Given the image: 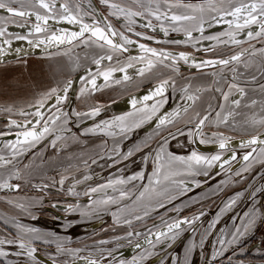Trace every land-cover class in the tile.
I'll list each match as a JSON object with an SVG mask.
<instances>
[{"label":"snow or ice","instance_id":"obj_1","mask_svg":"<svg viewBox=\"0 0 264 264\" xmlns=\"http://www.w3.org/2000/svg\"><path fill=\"white\" fill-rule=\"evenodd\" d=\"M102 3H106L107 7L111 9V14L114 16L123 15L124 19L129 26V30L132 31L131 26L135 25V17H154L157 22H160V30L165 36L172 32H183L185 39L183 41H175L179 44L183 42L186 45H191L197 51H200L198 45L202 40L215 41L212 45L215 48L220 42L221 37H226L224 43H232L234 45H241L244 41L238 39L241 34H244V30L247 29L248 40L251 41L256 38H260L264 41V0H240L238 3H228L226 6L212 7L208 9L209 12L215 13L211 20H205L204 16L197 17L196 15L190 14H169L171 8L174 5H168V11H161V5L155 4L154 6L149 3L145 5L140 3V0H136L137 9H145V11L132 10L130 8L121 7L115 3H108V0H101ZM191 8V6H188ZM43 10L42 12L40 10ZM0 10H3L6 15H0V56L8 54L7 45L9 48L12 46V40L27 41L29 45L34 47L44 46L45 50L52 47L59 48L61 45L66 46H79L83 44L87 47L96 45L101 49L107 51L101 54L99 58L94 60L97 67V71L93 72L91 68L85 69L87 75L80 81L82 87L80 89L81 95L85 93H91L93 90L99 91L100 86L97 85V78L102 77L103 81L107 83L112 79L115 72L124 73L123 79L129 80L131 77L128 75V69L135 68L137 64L143 65L137 69L140 76H144L146 72L151 73L153 69L158 66L165 68H171L174 73H179V62L183 61L185 64L191 63L196 69L202 67H216V66H227L230 62H239L247 49L230 56L227 59H207L201 63H197L195 59L187 52H172L164 49H157L150 47L145 43L139 44L140 56H129L125 61L117 60L118 67L109 66L107 68H101L102 61L111 62L113 55L116 53L127 52L129 49L127 46L134 45L137 41L131 39L124 33H117L110 23H106L105 27L100 26V21L95 20L93 17V23L85 22V16L87 13L83 12L79 4H70L65 0L62 4H57L56 0H32L28 7H25L21 0H0ZM193 12L204 13L205 9L202 7L192 8ZM34 17V23L31 24L30 30L27 35L20 33H12L8 30L9 24H15L18 27L26 26L27 19ZM15 18H24L23 21H18ZM53 20L56 23H67L79 26L78 31L68 32L64 29L59 31H53L49 26V21ZM223 21L228 25V30L221 32L218 35L205 36V23L209 26L213 22ZM167 22L168 26L165 27L164 23ZM253 26L258 28V31L253 30ZM141 27L151 28L152 31H156V26L153 25L152 19H148L146 25ZM194 32H198L199 36L193 35ZM133 34L137 37H141L143 40H153L154 37L146 35L144 32L134 31ZM119 36V39H116ZM156 43H170L169 41L157 40ZM19 51V49H18ZM72 51V48H67L63 55H68ZM261 53H264V48L260 49ZM253 54H255L253 52ZM79 68V64L73 65V71ZM235 80V77H233ZM87 82V83H85ZM119 83V80L116 81ZM72 79H66L62 84H58L56 87H52L46 93L41 94L35 101L34 107L37 111L25 112L20 110L17 114L20 116H34L40 120H44L43 109L46 107L50 99H54L53 106L61 105L63 101L68 99V92L72 87ZM91 85V88H88ZM173 88L175 90V84L171 82V78H163L159 80V83L155 86L154 90L150 95L143 97L144 101L153 100L151 105H142L136 109V115L134 119H129L126 116H116L111 120H103L96 123L95 127L85 129V135L91 134H103L108 137L115 138L117 136H127L135 129L141 127L144 123L152 121L154 118L158 121L155 125L157 136H162L165 132L167 135L160 140L155 147L148 141H144L140 144L129 148L126 152H123L117 141L113 147V153L107 156V159L113 161L114 164L128 161L136 153H143L140 157L142 169L138 172H134L132 175L126 178L121 176L116 179H109L107 183H101L95 187L86 188L82 195L90 198V202L86 205L79 203H71L65 205V210L68 213H78L81 218H90L93 215H100L109 213L112 215L114 223L128 225L129 227L133 224V218L136 221H144L152 212H158L159 209H166L165 214L160 216L161 224L155 226V231L152 228L148 229V234L154 237V240L150 238L148 234L141 233L134 230H129L124 236H117L115 240H100V245H108L116 243L122 240H127L129 243L132 242L133 237L145 236V243L154 248L158 244H164L171 247L172 242L176 241L183 231L186 229H192L195 235L196 229L193 227L197 221L206 215L201 211L198 215L189 217H177L176 219L168 220L165 219L167 211L179 213L182 211V205H175L173 202L180 196L186 195L191 191L190 185H194L199 188L202 186L201 181L197 177L204 176L208 177L214 168H218L221 173L228 172L230 175L227 179L222 180L220 183L227 185L232 181V163L237 161V153L234 149L230 148L229 141L232 139L229 136H225L222 132H213L210 136H206L203 129L205 123L209 122L219 127L221 124L229 123V116L232 115L229 112L227 115H221L224 111V107L221 106L220 111L215 113V117L212 121H209V115H203L202 117L197 114L194 125L192 128H188L187 132L185 129H177V132H172L171 128L176 125V118L181 115V111L184 113L188 112L190 105L184 106L182 109H177L171 113L160 114V110L166 101V90L167 88ZM264 87V85H262ZM232 89H236L239 93V99L231 101L236 107L240 106L241 100L245 96V89L239 87L236 83H232L229 87L228 92L222 93L223 100L225 103L229 102V96L232 93ZM217 91H221L217 89ZM183 94L188 101L195 104L198 97L188 93V89H183ZM159 98V99H156ZM134 108L138 101L133 99L131 101ZM256 101H252L255 104ZM4 111L11 113L12 108H5ZM51 109H49L50 111ZM100 108L93 106L91 109L86 111H73L71 115L76 117L75 121H72L69 113L64 112L62 108H57L56 114L49 116L47 121L42 125H34L31 120H25L23 123L17 120H10L8 124V132L3 135H9L13 129H20L15 132L17 139L6 147L11 149L12 156L22 155L26 151L30 150L36 144L40 143L46 138V135H50L53 132L56 133L54 139L51 141V146L56 147L57 141L73 138L72 129L69 124L75 123L76 127L80 126L82 119H95L100 115ZM132 116V113L128 114ZM59 122V123H58ZM187 123L193 124L192 120ZM250 124L255 127L259 125L261 129H264V117L260 119L253 118ZM65 133L68 137H65ZM187 135L189 140L188 144H195L196 138L199 137L200 144H217L221 151L216 152L213 155H206L199 152L196 149H188L187 155H176L168 150L169 138L177 140V144L181 147L185 145L181 144L178 139V135ZM240 146L242 148H248L250 151L246 152L242 156L243 164L234 175L241 176L243 173L249 172L253 165L257 162L264 164V131H257L251 134V137L247 140L241 141ZM147 149V151H145ZM227 150L230 155L225 157V151ZM255 154V155H254ZM104 158V157H101ZM4 157L0 156V161H3ZM93 163L96 161L93 160ZM135 162V161H133ZM151 162L152 169L150 174L146 176L148 164ZM11 163V161H8ZM226 165L228 167H226ZM23 177L19 170H16L3 178H0V190L16 191L18 192L21 188V184L12 183L13 180H21ZM187 178V179H186ZM67 177H62L58 182L60 190L63 191V185ZM89 175L83 177L84 181L90 180ZM147 180V183H143ZM141 182V189L138 194H135L132 190L126 186L133 184V182ZM83 181L77 180L70 185L67 189V195L79 198L81 193L76 191L77 184ZM39 191H44L49 187L48 184L34 185ZM219 187V186H217ZM111 189L113 195H109L107 190ZM264 189H257L255 191H261ZM103 193L101 198H97L95 194ZM243 193H238L236 197L230 199L224 208L221 209V214L227 212L236 204L237 200L242 197ZM254 199V192H253ZM125 200H132V206L124 205L121 203ZM12 203V201H8ZM43 201L35 200L24 203H18L16 206L25 212L32 218L37 219L38 217L30 209L37 206H42ZM173 205L170 209L168 205ZM56 207L55 204L52 205ZM111 206H116V211H112ZM129 213L132 214L133 218H129ZM123 217V221H121ZM220 215L208 225V228L201 238L199 245L193 238L188 247L185 249L184 259L180 261L178 258L174 260V264H191L190 257L195 252L196 248L199 247L201 255L203 257V245L208 235H211L212 231L215 230V226L220 221ZM257 220L264 221V214H261L255 207L250 209L244 214V219L241 220L240 226L235 227L231 233L226 230H221L220 235L217 237V243L219 249H213L210 258L202 260V264H223V257L225 253L232 248L234 251L236 248L240 249L241 254L244 252V248L241 247L242 240L248 235V233L254 229ZM13 226L17 229L16 235L13 239L0 240V257H8L9 252L2 250L4 245L14 247L17 249L12 252L11 255L20 257L26 256L24 261L13 262L7 261V264H40L37 259V243L51 244L55 243L57 253L63 254L68 253L72 256H76L82 249H72L67 247L71 243L70 240H62L54 232H43L40 228L26 226L18 221H13ZM121 245L117 243L116 248L112 249H100V258H83L85 264H104L107 260L108 264H117L114 253L118 250ZM136 247H141L138 243ZM153 252L145 248L144 251L139 255L133 257L131 261L119 260L118 264H144ZM53 264H57L55 257H51ZM228 264H244L243 261L233 262L231 258L228 260Z\"/></svg>","mask_w":264,"mask_h":264},{"label":"rangeland","instance_id":"obj_2","mask_svg":"<svg viewBox=\"0 0 264 264\" xmlns=\"http://www.w3.org/2000/svg\"><path fill=\"white\" fill-rule=\"evenodd\" d=\"M97 1L99 2V6H101V8L104 9L105 13L107 12L108 14H105V17L103 15L101 16V19L99 20L103 22L101 27H105L106 23H110L113 29L118 34L124 33L125 35L130 37L136 27L131 26L132 31H130L129 26L127 25V22L124 19L123 15H112V10L107 7L106 3H102L101 0ZM31 2L32 0H21V3H23L25 7H28ZM64 2L65 0H56V3L58 5ZM67 2L73 5L79 4L81 6L83 12L87 13V15L85 16V22L93 23V17L95 18V20H98V11L93 7L97 4L93 3L91 0H67ZM230 2L238 3L240 2V0H210L203 2H182L177 0H140V3H143L145 5H148L149 3H151L153 6L157 3L160 4L161 11H168V5H174V7L171 8L170 12L174 14L196 15L197 17L203 15L206 21L211 20L212 16L215 15V13L209 12L208 9L212 7L226 6ZM108 3H115L120 5L121 7L130 8L132 10L135 9L145 11V9H137L136 0H108ZM188 6H191V8ZM198 7L204 8L205 12L194 13L192 11V8ZM40 11L42 12L43 10L41 9ZM0 15L6 14L3 10H0ZM137 18L138 22L137 24H135L137 27L141 28V31H147L149 29L147 27H141V25L147 24L148 19H152L153 25L160 26V23H158L154 17L138 16ZM15 19H17L18 21L24 20V18ZM34 22V17L31 19H27L26 26L30 28L31 24ZM63 24L67 23H56L53 20L49 21V26L53 31H56L54 29V25ZM164 26L167 27L168 23L165 22ZM23 27L20 28L15 24H9L8 30L12 33L26 34L23 30ZM227 30L228 25L225 24L223 21L213 22L211 26H209L208 23H205L204 35H218L219 33L225 32ZM253 30L258 31V28L256 26H253ZM247 31L248 30L245 29L244 34H241L238 37V39L244 41V43L241 45H234L230 42L226 44L224 43V40H226L227 38L221 37V42L215 48L212 47V45L216 43L215 41L202 40V44L200 43L198 45L200 51H197L195 48L191 47V45H186L181 42L184 45V50L181 51L189 53L197 63H201L202 61L207 59H223L224 57H229L234 54V49L232 50L233 46L237 48L242 47L243 49L253 46L252 40L249 41L246 35ZM177 33L184 34L183 32ZM193 35L198 37L199 33L194 32ZM116 39H119V36H117ZM1 41L2 40H0V43H2ZM12 41L18 40L13 39ZM142 43H145L148 46L151 45L147 42ZM131 47L138 48L139 46ZM67 48H72V51L69 52L68 55H63ZM106 51L107 46L105 47V49H101L96 45H93L92 47H87L83 44H80L79 46L75 47L66 46L60 49L52 50L51 52L45 54H40L43 56L23 58L21 60L10 62L9 64L4 65L2 67L0 66V95L7 94V92L16 93L19 88L23 87L26 92V96L23 99H18L15 97H13L12 99H0V156L4 157V160L0 161V178H3L4 176L16 170H19L21 176L23 177L19 181H12V183L21 184L20 190L18 192L0 190V200L1 198L8 197V199L16 201L17 203H24L28 201L42 199L43 204L41 207L37 206L30 209L38 217L37 219H32L25 211H23L25 212L23 215L17 213H15V215L21 216L20 219L22 221L23 219H30V222L26 221L25 224H30L32 225V227L40 228L43 232H51L49 229L52 228H55L58 232H63L61 228H69L67 232H70L69 235L72 234V237L74 238L80 236L82 232L87 236L89 234L91 235V237L89 238V242L91 244H89V246L85 249V252H80L75 257L68 253H59L60 258L58 260H60L61 262H65L64 260H68L73 263L80 260H84L83 258L86 257L99 259L100 249L116 248L117 243L119 244V242L108 245L99 244L98 241L104 239H102V237L100 239L97 238V233L99 232H95L93 234L94 231L100 229V227H94L98 224L99 221H102L104 224L107 223L109 225L106 229L113 228V231L111 233L113 237L107 238L106 240L114 241L115 237H117L118 234H123L124 230H134L145 234L148 233L149 228L155 230V226L161 224L160 216L165 214L166 212V209H159L158 212H152L148 217L145 218L144 221L133 220V224L129 227L128 225L123 224L122 222L120 224L114 223L113 217L110 212L100 215H93L90 218H81L78 213H68L65 210V205L67 204L79 203L83 206L90 202L87 201L88 199H90L89 197L82 195L83 191L86 188L95 187L101 183H107L109 179H116L121 176L126 178L127 176L132 175L134 172H138L142 169L143 165L141 164L140 157L141 155H143V153H136L128 161L116 164H114L113 161L107 159V156L110 153L114 155L113 147L114 145H116L117 141H119L118 146L120 147V149L123 152H126L129 148H132L135 145L140 144L144 141H148L153 145V147H155V145L160 140H162L164 136L167 135V132H165L162 136H157V132L159 130L156 128L151 130L150 132H143L142 126L145 123L141 127L132 131L131 133H128L127 136L123 137L117 136L115 138H112L103 134L91 133L85 135V129L93 128L95 127L96 123L101 122L103 120H111L113 117L119 116L113 115L112 111L110 110L111 104H113V102H115L116 100L125 98L134 92H138L141 89L146 88L148 85H154L156 83H159L160 79L170 77L171 82L175 84V90L171 88L170 96L166 98L167 102L164 104V106L170 105L175 100L176 95L179 93L180 97L178 100V104L174 107V111L177 109H182L186 105H190V109L187 113L181 111V115L176 118V125L175 127L171 128L172 132H177L178 128L185 129V132H187L188 128L193 127L197 114H199L201 117L203 115H209V121H212L213 115L217 111H220L221 106L224 107L222 116L225 113H232V115L228 118L229 123L226 125L221 124V127H219V129H215V124L206 122L205 127L203 129L206 136H210L213 132H222L225 136H229L233 139L235 137H251V134L253 132L264 131V129H261L259 125L253 127L250 124V121L253 118L260 119L264 117V87H262V85H264V76L259 73H250V71L248 73H238L236 71V67L242 65L241 62L246 60L248 56L244 57L239 62H234L231 65L232 68L230 70H227L226 68L220 69L221 67L216 66L207 67L206 69L203 68L198 71L181 70V68H179V73H174L171 68L159 66L160 68L153 69L151 73H146V75L152 74L153 76L147 77L146 80H144L143 82L139 81L136 75L138 74L137 69L139 67H142L143 65L137 64L135 68L128 69L130 71L128 72V75L131 77V79L129 80H124V73L121 72H115L112 79L109 80L107 83L103 81L102 77L97 78V85L100 86L99 91L93 90L91 93H85L84 95H81L80 89L82 85L80 83V80L77 91L75 90V88L72 89L71 87L68 92V99L66 101H63L61 105L52 106L54 104V100H49L46 107L42 110L44 120H40L34 116H20L17 114L20 110H24L26 113L36 112L37 108L33 105L41 94L46 93L52 87H56L58 84H62L66 79L70 78L74 82L75 78L78 77L76 75V77L74 78V75L79 72L83 67L90 65L88 66V68H93V70H97V67L95 63H93V61L96 58H99V56L101 54H104ZM234 51H236V48ZM128 53L129 51L123 53H116L113 55V60L111 62H108L106 60L102 61L100 67L107 68L109 66V63H111V66L113 67H118L119 65L117 64V60L125 61L126 58L129 56L141 55L135 54L138 52L132 54ZM251 54L252 53H250V56ZM256 54L261 56L262 53ZM76 63L79 64V68L73 71V65ZM179 63H182L187 67H193L191 63L185 64L183 61H180ZM41 68L44 69L45 76H43L42 74L38 75L41 71ZM34 75L36 76L34 77ZM85 75H87V73H85ZM233 77H235V80L233 79ZM117 80H119V83L116 82ZM220 80L230 81V84L236 83L239 87H243L245 89V96L241 100L239 107H236L234 104L231 103V101L239 99V93L236 89H232V93L229 96L228 103H225L221 100L222 93L228 92L229 84H227L228 87H225L224 89H222L221 86L220 88H217L216 86L218 83H220ZM5 86H8V88H4ZM88 88H91V85H88ZM184 88L188 89L189 94L198 97V99L195 101V104H192V102L188 101L187 98L184 96ZM198 88L201 89L202 94L196 93V90ZM217 89H220L221 91H217ZM259 90H261V92ZM214 99H216L215 105H213L212 103ZM252 101H256V103L252 104ZM93 106L100 108V115L97 116L95 119H82L79 127H76L75 123L69 124V127H71L72 129L73 138H68L66 142L62 140L57 141V143L60 142V146H58L57 144L54 148L51 145H48L47 147H45V149H40V145L43 142H50L52 139H54L56 133L53 132L52 134L47 135L46 138L40 143L36 144L34 146L35 148L32 147L30 150L26 151L22 155H17L16 157H13L11 149L6 147L7 144L13 143L17 139L13 136H16L15 132L20 130L13 129L11 134L3 135V133L8 132V124L10 120H17L21 123H23L25 120H31L33 121V124L29 125V127H32L34 125H42L44 121H47L49 116L56 114L57 108H62L64 112L69 113L72 121H75L76 117L71 115L73 111H86L91 109ZM5 108H12L13 111L9 113L3 110ZM49 109L51 110L49 111ZM193 110H196V114L192 116L193 119H190L193 121V124L187 123V121L189 120L183 123L182 119L186 118L187 115L191 114L190 111ZM133 111L134 110H132L131 112ZM88 121L94 122L87 126H83L84 123ZM65 135L68 136L67 133H65ZM9 137L13 138L11 139ZM178 139L181 144L185 145L184 147L179 146L177 144V140L171 138H169L170 142L168 145V150L176 155H187L188 149H196L195 145L200 144L199 137L196 138L195 144H188L187 141L189 140V138L186 134L178 135ZM249 150L250 149L248 148H241L237 151L240 152L239 156H241L243 153ZM145 151H147V149H145ZM204 154L213 155L211 153ZM93 160H95L96 162L93 163ZM8 161H11V163H8ZM151 169L152 164L151 162H149L148 169L146 171V176L150 174ZM239 169L232 171V181L227 185H223L220 182L222 180L227 179L230 174L228 172L221 173L220 171L214 173L213 169L208 177H197V179L201 181V187L197 188L194 185H190L192 190L189 191L186 195L180 196L177 200L173 202V204L175 205H182V210L189 211L192 209V214H190V218L194 215H198L201 211L205 213V211L210 210L215 213L214 217L213 215L211 218L207 216L208 219L204 223L205 227H203V231L195 233V235L192 234V229H186L185 231H183L185 233V236L183 237V240H180L177 243L178 249L176 250L179 251V254L175 255V257H171L173 263L174 260L177 258L180 261L184 259L183 255L185 254V249L189 245L188 244L186 245V247H184L186 242L190 243V241L194 238L197 245H199L201 238L204 236L208 228V225L216 218L217 215H220L221 218L219 223H217L215 226V231H212L211 235L208 236L209 241L211 243L213 242V244H215L214 248L218 250L219 245L217 243V237L220 235L221 230H223L225 222L230 217V213H233V215H235L236 217V212L238 211V213H242V209H246V206L249 202L253 205L248 206L249 209L246 211L248 212L251 209V206H254V203L259 198L260 192H264L263 190L257 191V194L254 197V202L252 201L251 196H247V193L250 192L249 190L255 189L254 187L256 186L257 188L255 190L264 189V182L262 183L260 181L261 178L252 179V177L255 175L253 173L256 169H261L259 170V172L264 171V164L257 162L253 165L249 172L243 173L241 176H235L234 173ZM85 175H89L91 179L84 181L83 177ZM62 177H67L63 185V191L60 190V185L58 183H53V181L58 182ZM77 180L83 181L82 183L77 184L76 186V191L81 193V196L79 198L66 194L67 189L70 187V185ZM143 183L146 184L147 180H145ZM43 184L49 185V187L46 188L44 191H39L36 187H34V185ZM126 187L132 190V192L134 193L133 199H135V194H138V192L142 190L141 182L139 181L133 182V184L127 185ZM255 190L253 192H255ZM107 193L109 195L114 194L112 193L111 189H108ZM238 193H243L244 195L237 200L236 204L233 205L231 209L221 214V209L224 208V206L230 199L236 197ZM103 195V193L95 194L97 198H101ZM48 198L51 202H53V204H56L57 212H61L60 214H63L66 217L65 219L67 222L60 223L59 221H56V219H46L49 218V216L47 213L44 212V208L50 206V202L47 201ZM209 203L211 204L209 206H206ZM124 205H128L131 207L132 200L123 201L121 203V206ZM172 206L173 205L170 204L168 205V208L170 209ZM111 208L112 211L117 210L116 206H111ZM174 213L176 212L167 211L165 219L172 220L179 217ZM45 215L47 216L46 218H44ZM128 215L129 218H132L131 213H129ZM202 218L206 219V216H203ZM205 219L203 220V222L205 221ZM235 220L236 219L234 218L233 225L236 226L237 223L235 224ZM15 221H18V219ZM121 221H123V217H121ZM33 222H36L37 225L34 226ZM262 224H264V221L260 220L256 228L248 235L249 238L252 236H257L258 238L261 237L257 233H259V231L261 230L260 228ZM11 228H13L11 230L17 231L15 227ZM225 230L228 232V229L226 227ZM232 230H230V233ZM101 233L105 232L101 231L99 234ZM75 234H77V236H74ZM141 236H139L138 238L133 237L132 241L138 240ZM122 241L125 242L127 240ZM205 244L206 241L204 245ZM155 247L152 248L149 245L145 248H148L152 251V249H155ZM144 249L138 251L137 253H135V255L137 254L136 256H139L144 251ZM157 249L159 250L160 248ZM199 249L200 248L197 247L195 251L198 250L197 256H199L198 258H201L202 255ZM181 252L183 253V255L181 254ZM91 255L95 257H91ZM154 255L155 252H153V255H151L148 260L144 261V264L147 261V264H154V261H156L157 258L150 260V258H152ZM126 259L127 258L119 257V260L126 261ZM119 260H117L116 262H118ZM104 263H108L107 260H105Z\"/></svg>","mask_w":264,"mask_h":264},{"label":"flooded vegetation","instance_id":"obj_3","mask_svg":"<svg viewBox=\"0 0 264 264\" xmlns=\"http://www.w3.org/2000/svg\"><path fill=\"white\" fill-rule=\"evenodd\" d=\"M91 1L93 3H95V4H97V5H94L93 7L98 11V17H99V18L97 17L98 20L101 19L102 15L105 17V14H107V12L105 13L104 9H102L101 6H99V2L97 0H91ZM136 7H137V5H136ZM102 24H103V22L100 21V26ZM135 31L144 32L146 35H150V36L154 37V39L153 40H143L141 37L135 36L133 34V32H132V34L130 35V38L135 40V41H137V43L134 44V45H130V47L127 46L128 49H129V53L128 54H132V53H135V52H138V53H135V54H142L140 52L139 47L138 48L131 47V46H139V44L142 43V42H147V43L151 44L150 47H155L157 49H164L166 51L177 52V50L175 48H178V46H176V44L172 43L171 40H180V41L184 40L183 38H181V36H184V34L169 33L167 36H165L163 32L157 31V28H156V31L148 32V30L147 31H141V28L137 27L135 29ZM157 40H160V41H165L166 40V41H169L170 43H160V44H158V43H156ZM84 69H86V68H84ZM84 69H82L79 72H77L74 75V78L76 77V75L78 76L80 74V72H82ZM152 85L153 84L148 85L146 88H148V87H150ZM73 88L74 87L72 86V89ZM75 90H76V88H75ZM179 97H180V95H179ZM44 123H45V121H44ZM82 136H84V135H82ZM65 137H68V136L65 135ZM67 139L68 138L63 139L62 141L66 142ZM51 141L50 142H47V141L43 142L40 145V149L41 150L45 149V147H47L48 145H51ZM57 144H58V146H60V142H58ZM259 170H261V169H256L254 171L253 174H255V175L252 177V179L261 178L260 181L263 183L264 182V171L259 172ZM250 174H252V173H250ZM254 188L256 189L257 186L254 187ZM255 189L249 190L250 192L247 193V196H251L253 202H254L253 191ZM256 192L257 191L254 192V197L257 194ZM67 198H69V197H67ZM8 201H12V203H8ZM47 201L50 202V206L45 207L44 208L45 209L44 212L48 214L49 218H46L47 217L46 215L44 216V218L50 220V219H53V218L57 217L56 214L58 212L56 210V207L52 206L53 202H51L49 198L47 199ZM49 202H47V203H49ZM17 204L18 203L16 201L10 200V199H8V197L1 198V200H0V213L4 214V215H1V218H0V240L13 239L15 237V235H16L15 233L17 231L11 230V229H13L11 227H14L12 225L13 221L18 219L19 223H21L23 225H26L25 224L26 221L30 220V219H23V221H22L20 219L21 216H16L15 215V213L22 214V215L25 213V212H23L24 210H22V209H20V208H18L16 206ZM210 204L211 203L207 204L206 206H209ZM249 205H253V204L248 202V205L246 206V209H242V213H238V211L236 212V217H235V215H233V213L232 214L230 213V217L225 222V226L223 227V230H225V227H226L228 229V233H230V230L234 229L235 227L240 226V222H241V220L244 219V213L249 209V207H248ZM38 207H41V206H38ZM253 207H255V209H257L261 214H264V192H260L259 198L254 203V206H251V209ZM191 210H189V211L182 210L181 212L174 213V214L178 215L180 218H182V217H189L190 218V214H192ZM186 212H190V213H186ZM205 213H206V215H204V217L206 216V219L205 218H201V220L197 221L196 225H194V228L196 229L195 233L203 231V229H204L203 227H205L204 223L208 219L207 216H209V218H211L212 215L214 217V214H215V213H213V211H210V210L205 211ZM61 215H63V214H61ZM2 217L5 218L6 221H3ZM234 218L236 219L235 220V224L237 223L236 226L233 225V219ZM11 219H15V220H11ZM204 219H205V221L203 222ZM259 221L260 220H257V223H256L254 229L259 224ZM33 225L36 226L37 223L33 222ZM26 226H31L32 227V225H30V224L26 225ZM260 229L261 230L257 234L260 235L261 237L258 238L257 236H255V237L252 236V237L249 238L248 235L250 234V232L253 231V230H251L248 233V235L242 240L241 247L244 248V252L242 254H241L239 248H236L235 251L232 248H229V250L225 253L224 257L222 258L223 259V264H228L229 258H231L233 262L243 261L244 264H264V224L261 225ZM153 231H155V230H153ZM216 231H217V228H216ZM146 234H148V233H146ZM192 234H193V231H192ZM184 236H185V233L183 232L182 235H180V237L176 241L172 242V246L171 247H167L166 246L167 242H165L164 244H158L155 247V249H152V251L155 252V255L152 258H150V260L154 259V258H157V260L154 261L155 262L154 264H174L173 260H171L172 259L171 257H175V255L179 254L178 253L179 251L176 250V249H178L177 243L180 240H183ZM208 236H207V238L205 240L206 244L203 246V257L198 258L199 257V256H197L198 250L195 251L191 255V264H202V260L210 258L215 244H213V242L211 243L209 241ZM143 238H144V235L141 236L138 240L132 241L131 243H129L128 241H125V242L124 241H119V244H121V246L114 253L116 261L119 260V257L124 258V257H122V254L119 253L120 250H122L124 248H127L128 246L132 245L135 242H138L139 240H141ZM188 244L189 243L186 242L184 247H186V245H188ZM35 246L37 247V259L40 261V264H53V260H52L51 257H55V259L57 261V264H70V263H72L71 261H68V260H64L65 262H61L60 260H58L60 258V255H59V253H57L56 246L53 245V244L37 243ZM157 248H160V249L158 250ZM2 250L6 251V252H9L10 255L8 257H0V264H7V261L20 262V261H24L26 259V256L16 257V256L11 255V253L16 251L17 249H15L13 247H10L8 245H4ZM181 254L183 255L182 252H181ZM136 255L134 254L132 257L127 258L126 262L127 261H131L133 259V257H135ZM40 256L44 257L47 262L46 261H42L40 259ZM91 257H95V256L91 255ZM183 258H184V255H183ZM147 263H148V261L145 262V264H147ZM104 264H108V263H104ZM117 264H118V262H117Z\"/></svg>","mask_w":264,"mask_h":264},{"label":"water","instance_id":"obj_4","mask_svg":"<svg viewBox=\"0 0 264 264\" xmlns=\"http://www.w3.org/2000/svg\"><path fill=\"white\" fill-rule=\"evenodd\" d=\"M177 1H182V2H203V1H210V0H177ZM54 29L56 31H59L60 29H64V30H66L68 32H73V31H78L79 30V26L78 25H74V24H71V25H68V24L54 25ZM23 30L27 34L28 31L30 30V28L25 26V27H23ZM26 34H23V35H26ZM181 38L185 39V36H181ZM4 47L7 48L8 54L5 55V56H0V64H4V63L10 62V61H14V60H17L18 58H24V57H28V56H37V55H40V54H45V53L51 52L52 50H56V49H60V48L66 47V45H61L59 48L52 47L50 49L45 50L43 45H41L40 47H34L32 45H29L27 43V41L18 40V41H12V46L10 48L7 45H4ZM18 49H19V51H18ZM179 66L184 68V69L194 70V69H191V68L185 66L182 63H179ZM203 68L204 67H202V69ZM91 69H92V71L96 70V69L93 70V68H91ZM85 73H86V71L84 69L82 72H80L78 77L75 78V80L73 82V87L74 88L78 87L79 81L82 79V77L85 75ZM157 84L152 85V86H150L148 88L142 89V90H140V91H138L136 93H133V94H131V95L125 97V98H122V99L116 101L115 103L111 104L110 110L112 111V114L113 115H121V114H125V113H128V112H131L132 110L138 109L142 105L152 104L154 102L153 100L144 101L143 97L145 95H150ZM170 93H171V87L167 88V90H166V98L168 96H170ZM179 95L180 94H178L176 96L175 100L170 105L165 106L160 111V114H167V113L173 112L174 107L178 104ZM133 99H136L138 101V103L136 105V108H134L132 103H131V101ZM156 99H159V98H156ZM93 122L94 121H92V122L88 121V122L84 123L83 126H87V125H89V124H91ZM157 122L158 121L154 118L152 121H150L148 124H146L142 128V131L143 132H150L151 130L156 128L155 125H156ZM13 137L17 138L16 136H13ZM13 137H9V138L12 139ZM249 138L250 137H241V138L235 137V138H233L232 140L229 141L230 148L234 149L236 151V153H237V161H233V163H232V171H234L236 169H239L242 166V164H243L242 156H243V154H245L248 151H246L241 156H239L240 152L237 151V150L242 148L240 146V142L244 141V140H247ZM195 146H196L197 150H199L200 152H203V153H212V152L221 151L219 149L218 145L214 144V143H212V144H197ZM224 151H226L225 157L227 158V156L230 155V153H228L227 150H224ZM226 167H228V166L226 165ZM213 172L217 173V172H219V169L218 168H214ZM87 201H90V199H88ZM56 215L60 219H65L66 218L64 215H61L60 213H57ZM103 224L104 223L102 221H99L98 224L96 226H94V227H98L99 228V227H102ZM148 235L150 236V234H148ZM150 238H152L154 240V237L150 236ZM144 241H145V236H144L143 239L139 240L138 242H135L132 245L128 246L127 248H124V249L120 250L119 253L122 254V257H124V258H130L135 253H137L138 251H140V250L144 249L145 247L149 246ZM138 243L141 245V247H136V245ZM40 259L42 261H46V259L44 257H42V256H40ZM70 264H85V260H80V261L73 262V263H70Z\"/></svg>","mask_w":264,"mask_h":264},{"label":"crops","instance_id":"obj_5","mask_svg":"<svg viewBox=\"0 0 264 264\" xmlns=\"http://www.w3.org/2000/svg\"><path fill=\"white\" fill-rule=\"evenodd\" d=\"M135 10V9H134ZM195 13V12H194ZM170 14H174V13H172V12H170ZM135 20H136V24H137V22H138V18L137 17H135L134 18ZM158 23H160V22H158ZM158 23H156V24H158ZM136 24L135 25H132V26H134V27H136L137 28V26H136ZM165 24V23H164ZM156 26V28H157V31H159V32H162L161 30H160V26L159 25H155ZM135 28V29H136ZM135 31V30H134ZM133 31V32H134ZM148 32H153L152 31V29L151 28H149L148 29ZM169 33H177V32H172V31H170ZM181 34V33H180ZM175 41H180V40H172L171 42L172 43H174V44H176V46H178V48H175L176 50H177V52H180L181 50H184V45L182 44V43H179V44H177V43H175ZM201 44H202V42H200ZM206 44H209V43H206ZM252 44H253V46H251V47H248V48H245V49H247L248 51L247 52H245L244 53V55L242 56V59L244 58V57H246V56H248V58L246 59V60H244L243 62H241L242 63V65H240V66H237L236 67V71L238 72V73H248L249 71H250V73H259V74H261L262 76H264V53H262L261 54V56L260 55H257L256 53H261L260 52V49H262V48H264V41H262L260 38H256V39H253L252 40ZM230 48V47H229ZM232 48V47H231ZM235 48H236V51H234L235 50ZM234 49V50H233ZM232 50H233V52H234V54L233 55H235V54H237V53H239V52H241L242 50H244L242 47H239V48H237V47H235V46H233V48H232ZM253 52L255 53V54H253ZM250 53H252L251 54V56H250ZM47 55V54H46ZM37 56H43V55H37ZM232 56V55H231ZM250 56V57H249ZM28 57H34V56H28ZM28 57H24V58H28ZM230 57V56H229ZM229 57H224L223 59H227V58H229ZM21 59H23V58H18L17 60H21ZM241 59V60H242ZM17 60H14V61H17ZM14 61H10V62H14ZM10 62H7V63H4V64H0V66L2 67V66H4V65H7V64H9ZM235 61H233V62H230V64L229 65H227V66H218V67H221L220 69H222V68H226L227 70H230L231 68H232V64L234 63ZM93 63H94V61H93ZM92 63V64H93ZM88 66H90V65H88ZM88 66H85V67H83L82 69H84V68H87ZM186 66V65H185ZM229 66H231V67H229ZM157 68H159V66L157 67ZM156 68V69H157ZM179 68H181V70H188V69H184V68H182V67H180L179 66ZM189 68H191V69H194V70H190V71H195V70H200V69H196L195 67H189ZM207 67H204V69H206ZM81 69V70H82ZM202 69V68H201ZM217 70V69H216ZM95 71H97V70H95ZM95 71H93V72H95ZM205 71H207V70H205ZM128 72H130L129 70H128ZM146 73H148V72H146ZM146 73H145V75L142 77V76H140L139 74H136L137 75V77H138V80H142V79H144V78H147V77H151V76H153L152 74H147L146 75ZM231 75V74H230ZM36 75H34V77H35ZM84 76H86V75H84ZM84 76L82 77V79L84 78ZM136 77V78H137ZM81 79V80H82ZM220 83H218L217 84V88H220V86H221V88L222 89H224L225 87H228L227 86V84H229V87H230V81H227V80H225V81H223V80H220L219 81ZM157 84V83H156ZM155 85V84H154ZM238 85V84H237ZM78 86H79V84H78ZM4 88H8V86H5ZM260 88V87H259ZM77 89H78V87L76 88V91H77ZM210 89V88H209ZM142 90V89H141ZM260 92H261V90H259ZM134 93H136V92H134ZM196 93H198V94H202L201 93V89L200 88H198L197 90H196ZM133 94V93H132ZM131 95V94H130ZM129 96V95H128ZM122 99V98H121ZM213 99V98H212ZM52 100H54V99H52ZM120 100V99H119ZM221 100L224 102V100H223V96L221 97ZM116 101H118V100H116ZM115 101V102H116ZM49 102V101H48ZM115 102H113V103H115ZM213 103V105H215V103H216V99H214V101L212 102ZM52 105V104H51ZM53 106V105H52ZM190 109V107L188 108V110ZM174 111V110H173ZM242 111H245V110H242ZM190 113L191 114H189V115H187L186 116V118H184V119H182V122L184 123V122H186L187 120H190V119H193L192 118V116L194 115V114H196V110H193V111H190ZM221 115H222V113H221ZM224 115H227V113H225ZM214 117H215V114L213 115V119H214ZM188 122V121H187ZM219 127H221V126H219ZM219 127H217V126H215V129H219ZM26 190H28V189H26ZM1 215H4V214H2V213H0V218H1ZM131 217L133 218V216H132V214H131ZM2 219H3V221H6L5 220V218H3L2 217ZM53 219H56V221H59L60 223L61 222H67L66 221V219H60L59 217L58 218H53ZM133 220H134V218H133ZM12 225H13V222H12ZM109 225L107 224V223H105L102 227H100V229L99 230H97V231H94L93 232V234L95 233V232H101V231H104L105 233H101V234H99V233H97V238L98 239H100L101 237H102V239H104V240H106L107 238H110V237H113V235L111 234L112 233V229H106L107 227H108ZM58 229V228H57ZM69 228H67V229H63V228H61V230L63 231V232H58L55 228H52V229H49L51 232H54V231H56V232H54V233H56V235H58L62 240H70L71 241V243L70 244H68L67 245V247H69V248H72V249H82V251H80V252H85V249L89 246V244H91L90 242H89V238L91 237V235L89 234L88 236L86 235V234H84L83 232L80 234V236H78V237H76V238H74V237H72V234L71 235H69L70 234V232H67V230H68ZM129 230H124L123 231V234H118L117 236H123V235H125L127 232H128ZM74 236H77V234H75ZM96 241H98V240H96ZM96 241H94V242H96ZM100 241V240H99ZM98 241V242H99ZM51 244H53V245H55V243H51ZM79 252V253H80ZM60 255V254H59Z\"/></svg>","mask_w":264,"mask_h":264},{"label":"bare ground","instance_id":"obj_6","mask_svg":"<svg viewBox=\"0 0 264 264\" xmlns=\"http://www.w3.org/2000/svg\"><path fill=\"white\" fill-rule=\"evenodd\" d=\"M204 72V71H203ZM40 74H42L43 76H45V71H44V69L43 68H41V71H40V73L38 74V75H40ZM144 80H146V78H144V79H142V80H139V81H141V82H143ZM35 86H36V84H35ZM26 96V92H25V89H24V87L23 88H19L18 90H17V92L16 93H13V92H7V94H2V95H0V99H12L13 97H15V98H18V99H23L24 97ZM149 105H151V104H149ZM166 106V105H165ZM164 105H163V107L161 108V110L165 107ZM160 110V111H161ZM129 113H132L133 115L132 116H129L128 114ZM135 115H136V110H134L133 112H128V113H125V114H123V115H119V116H126V117H128V118H130V119H134L135 118ZM149 122H147V123H145L142 127H144L146 124H148ZM216 153V152H215ZM215 153H211V154H215ZM225 153H226V151H225Z\"/></svg>","mask_w":264,"mask_h":264},{"label":"trees","instance_id":"obj_7","mask_svg":"<svg viewBox=\"0 0 264 264\" xmlns=\"http://www.w3.org/2000/svg\"><path fill=\"white\" fill-rule=\"evenodd\" d=\"M146 133V132H145Z\"/></svg>","mask_w":264,"mask_h":264}]
</instances>
